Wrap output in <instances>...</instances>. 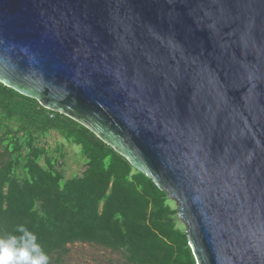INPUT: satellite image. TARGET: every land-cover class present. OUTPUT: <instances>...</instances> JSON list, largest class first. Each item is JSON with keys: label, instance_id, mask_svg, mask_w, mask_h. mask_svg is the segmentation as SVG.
I'll list each match as a JSON object with an SVG mask.
<instances>
[{"label": "water", "instance_id": "water-1", "mask_svg": "<svg viewBox=\"0 0 264 264\" xmlns=\"http://www.w3.org/2000/svg\"><path fill=\"white\" fill-rule=\"evenodd\" d=\"M0 82L152 178L196 264H264V0H0Z\"/></svg>", "mask_w": 264, "mask_h": 264}, {"label": "trees", "instance_id": "trees-1", "mask_svg": "<svg viewBox=\"0 0 264 264\" xmlns=\"http://www.w3.org/2000/svg\"><path fill=\"white\" fill-rule=\"evenodd\" d=\"M78 147L83 169L66 176L62 143ZM177 210L152 178L71 117L0 82V235L23 224L49 264L68 245L119 252L126 264H196Z\"/></svg>", "mask_w": 264, "mask_h": 264}, {"label": "rangeland", "instance_id": "rangeland-1", "mask_svg": "<svg viewBox=\"0 0 264 264\" xmlns=\"http://www.w3.org/2000/svg\"><path fill=\"white\" fill-rule=\"evenodd\" d=\"M43 141L52 147L63 142L65 152L63 169L66 176L79 173L83 169L78 147L65 143L54 132L47 134ZM170 200L172 206L177 210V202L173 199ZM177 224L185 230L184 223L179 219ZM67 247L68 250L63 257V264H126L119 252H113L97 245L75 242Z\"/></svg>", "mask_w": 264, "mask_h": 264}, {"label": "clouds", "instance_id": "clouds-1", "mask_svg": "<svg viewBox=\"0 0 264 264\" xmlns=\"http://www.w3.org/2000/svg\"><path fill=\"white\" fill-rule=\"evenodd\" d=\"M0 264H49V255L37 235L20 224L14 233L0 235Z\"/></svg>", "mask_w": 264, "mask_h": 264}]
</instances>
